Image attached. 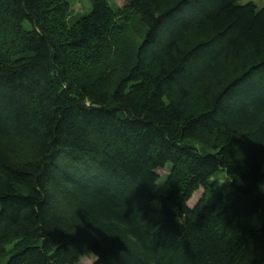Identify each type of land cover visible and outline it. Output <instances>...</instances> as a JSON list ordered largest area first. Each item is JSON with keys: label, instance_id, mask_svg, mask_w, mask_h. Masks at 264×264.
<instances>
[{"label": "trees", "instance_id": "16d2710c", "mask_svg": "<svg viewBox=\"0 0 264 264\" xmlns=\"http://www.w3.org/2000/svg\"><path fill=\"white\" fill-rule=\"evenodd\" d=\"M68 9L0 0V264H264V9Z\"/></svg>", "mask_w": 264, "mask_h": 264}, {"label": "clouds", "instance_id": "9594fccd", "mask_svg": "<svg viewBox=\"0 0 264 264\" xmlns=\"http://www.w3.org/2000/svg\"><path fill=\"white\" fill-rule=\"evenodd\" d=\"M235 2L240 6L247 5L250 0H235ZM253 4L256 6V11H260L264 9V0H251ZM128 0H106V6L112 12H117L119 9H122L126 6ZM93 9V0H69V9H68V21L71 22L73 17H78L85 15L91 12ZM27 27V24L25 25ZM147 30V26H146ZM167 103V100L164 101ZM87 104L88 101L86 100ZM171 167L170 161H165L162 169H157L159 172L160 180L156 182V185L159 186L163 183L165 177L167 176L168 169ZM233 179L231 175L226 174V172H218L207 178V182L211 183L212 181H219L220 185H223L225 182H230ZM203 191L201 187L198 189L196 193H194L191 199L185 200L184 203L187 207L191 208L195 205L196 199L198 198L199 192ZM68 231H72V229H68ZM76 231V229H75ZM14 243V242H13ZM11 247V244L8 245ZM73 264H103L102 257L95 252L94 250L87 247V245L83 246L82 250H77L75 253V259Z\"/></svg>", "mask_w": 264, "mask_h": 264}, {"label": "rangeland", "instance_id": "374dc122", "mask_svg": "<svg viewBox=\"0 0 264 264\" xmlns=\"http://www.w3.org/2000/svg\"><path fill=\"white\" fill-rule=\"evenodd\" d=\"M67 1H69V0H67ZM250 2H251V0H250ZM73 18H75V17H73ZM134 29L135 30H138L139 29V25H138V23H136L135 22V24H134ZM135 30H133V36H131V39H133L135 42H136V40H138V32H136ZM219 172H223V171H219ZM218 173V172H217ZM159 180H160V178H159ZM158 180V181H159ZM161 185V184H160ZM160 185L158 186V188H159V190H160ZM214 186H215V189H217V190H220V191H223V192H226V191H228L229 190V182H225L223 185H220L219 184V181L218 180H216L215 182H214ZM200 193L201 192H199V195H200ZM199 195H198V197H199ZM253 223H256V221L255 220H253Z\"/></svg>", "mask_w": 264, "mask_h": 264}]
</instances>
